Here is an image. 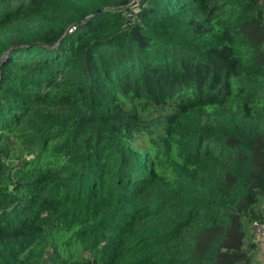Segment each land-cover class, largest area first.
I'll return each mask as SVG.
<instances>
[{
	"label": "trees",
	"instance_id": "1",
	"mask_svg": "<svg viewBox=\"0 0 264 264\" xmlns=\"http://www.w3.org/2000/svg\"><path fill=\"white\" fill-rule=\"evenodd\" d=\"M261 197V0H0V264H250Z\"/></svg>",
	"mask_w": 264,
	"mask_h": 264
},
{
	"label": "rangeland",
	"instance_id": "2",
	"mask_svg": "<svg viewBox=\"0 0 264 264\" xmlns=\"http://www.w3.org/2000/svg\"><path fill=\"white\" fill-rule=\"evenodd\" d=\"M261 1L264 3V0ZM10 147L12 151L11 158L13 161H15L16 156L19 154V146L15 142H13ZM259 204L261 205V209L264 212V197L260 198ZM261 236L262 237H259L254 234V232L250 228L249 232L246 234V238L244 239L245 245L247 244V242H251L255 245V248L252 252L250 264H259L264 258V236Z\"/></svg>",
	"mask_w": 264,
	"mask_h": 264
},
{
	"label": "built area",
	"instance_id": "3",
	"mask_svg": "<svg viewBox=\"0 0 264 264\" xmlns=\"http://www.w3.org/2000/svg\"><path fill=\"white\" fill-rule=\"evenodd\" d=\"M68 31L71 32L72 29H69ZM253 232L259 237H262L261 235L264 236V224H255ZM259 264H264V258Z\"/></svg>",
	"mask_w": 264,
	"mask_h": 264
},
{
	"label": "water",
	"instance_id": "4",
	"mask_svg": "<svg viewBox=\"0 0 264 264\" xmlns=\"http://www.w3.org/2000/svg\"><path fill=\"white\" fill-rule=\"evenodd\" d=\"M134 5H135V3H132V4H131V6H134Z\"/></svg>",
	"mask_w": 264,
	"mask_h": 264
},
{
	"label": "crops",
	"instance_id": "5",
	"mask_svg": "<svg viewBox=\"0 0 264 264\" xmlns=\"http://www.w3.org/2000/svg\"><path fill=\"white\" fill-rule=\"evenodd\" d=\"M260 208H261V206H260Z\"/></svg>",
	"mask_w": 264,
	"mask_h": 264
}]
</instances>
